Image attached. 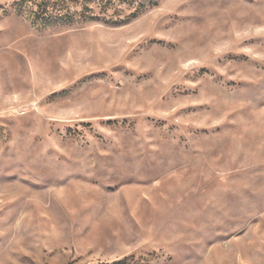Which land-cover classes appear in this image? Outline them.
Wrapping results in <instances>:
<instances>
[{"label": "rangeland", "instance_id": "1", "mask_svg": "<svg viewBox=\"0 0 264 264\" xmlns=\"http://www.w3.org/2000/svg\"><path fill=\"white\" fill-rule=\"evenodd\" d=\"M22 1L0 0V264H264V0Z\"/></svg>", "mask_w": 264, "mask_h": 264}, {"label": "trees", "instance_id": "2", "mask_svg": "<svg viewBox=\"0 0 264 264\" xmlns=\"http://www.w3.org/2000/svg\"><path fill=\"white\" fill-rule=\"evenodd\" d=\"M35 1L34 3H37L38 6L35 16H37L38 19H44L47 22H53L56 20H58V22H63L66 20L68 21L77 14V11L75 12L72 10L70 6V0H41V2H37V0ZM25 3V0L20 2V11L24 9L23 7L25 6ZM78 15L85 16L86 10L82 8V11Z\"/></svg>", "mask_w": 264, "mask_h": 264}]
</instances>
